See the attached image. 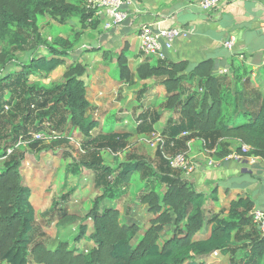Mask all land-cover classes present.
Returning <instances> with one entry per match:
<instances>
[{"label":"trees","instance_id":"trees-1","mask_svg":"<svg viewBox=\"0 0 264 264\" xmlns=\"http://www.w3.org/2000/svg\"><path fill=\"white\" fill-rule=\"evenodd\" d=\"M44 14L57 26L76 16L80 30L72 31L73 39L65 33L44 36L37 25ZM99 23L84 0H0V264H206L214 251L228 255V264H264V234L249 215L253 201L238 196L225 210L205 207V200L218 199L217 189L196 190L169 163L195 140L217 157L227 156L237 141L250 148L245 155L264 158V89L243 66L213 73L211 59L189 68L186 61L140 53L131 70L122 49L116 55L118 79L128 87L142 82L135 93L138 108L132 130L106 131L88 100L87 65L75 48L83 30ZM28 52L27 63L17 59ZM99 56L112 60L108 50ZM59 68L60 79H51ZM156 88L163 89V98L146 106ZM165 114L155 154L131 149L130 137L156 132ZM22 147L61 151L68 176L92 173L97 193L83 215L71 210V188L52 196L50 211L37 221L21 174ZM134 204L146 205L147 224L120 219L119 206L128 215ZM76 222L73 241L91 242L86 252L45 231ZM204 224L211 226L209 235L195 239Z\"/></svg>","mask_w":264,"mask_h":264},{"label":"crops","instance_id":"crops-1","mask_svg":"<svg viewBox=\"0 0 264 264\" xmlns=\"http://www.w3.org/2000/svg\"><path fill=\"white\" fill-rule=\"evenodd\" d=\"M128 1L124 6L127 17L120 25L105 31L100 22L96 29H91L97 36V39H95L96 46L100 48L97 53L99 54L101 50H108L112 56L111 61L113 64L116 63V55L122 49H125L128 58L127 63L131 70L142 60L143 56L139 51L137 34L141 25L153 24L154 28L182 27L186 28L187 32L184 36L176 38L170 49L164 50L166 59L175 62L186 61L189 68L201 61L211 59L214 66L213 73L216 74H221L219 71L222 69L232 71L238 66H243L247 71L246 76L249 75V80L264 89V66L261 65V61L264 59V0H224L222 5L210 11H202L198 5L199 0ZM231 36L234 37V43L232 48L228 49L224 46V42ZM81 51V49L78 50L77 58L87 65V76L91 68L85 59L87 53L82 52L81 54ZM127 52H130V56L127 55ZM151 58L157 60L154 57ZM100 64H107L102 56L94 61L92 68L98 69ZM151 92L156 93V95ZM151 92L144 101L146 106H148L146 104L148 98L159 96L160 101L164 95L162 88L153 89ZM98 94L101 95L102 93ZM87 96L91 104L97 107V112L104 125H109L113 129L115 123L123 124L124 121L120 118L117 121H105L107 113H103L101 109L104 99H98V95L88 92V87ZM164 118L155 126L161 124V128L165 122L163 121ZM120 128L125 127H118L114 130ZM125 129L132 130L131 128ZM231 144L232 146L229 147L231 152L228 155L235 152L239 142L232 141ZM187 154L201 165L191 175L185 176L195 189L205 194H209L214 188L217 189L218 199L216 201L205 200V207L213 206L216 209L225 210L232 199L242 196L249 197L253 201V208L264 210V158L247 155H243L238 159L227 158L226 156L217 157L212 152H207L199 140L190 143ZM208 160H213L214 165L208 166L206 164ZM64 168L63 165V173L65 172ZM86 174V177L82 178L64 176V178L72 177L76 181L75 187L72 188L74 191L71 210L78 212L80 215H83L82 208L86 207L84 201L80 200L79 194H82L84 190H88L86 193L88 195H85V197L86 201L89 202L93 194L97 193L92 186V173L86 170ZM24 183L29 187L27 181L24 180ZM62 187L65 190L71 189V187L66 188L64 185ZM90 205L91 200L90 204L87 205L88 208ZM119 209L120 214L122 213L125 217L122 220L126 222L138 224L133 215L139 209L146 214L143 225L147 224L150 218L144 204L132 205L128 215L124 214V205L119 206ZM77 224L78 222L62 227L52 225L48 229H56L58 235H62L69 233L70 230H75ZM210 230L211 226L204 224L194 238L205 239ZM45 231L47 233V229ZM91 246V242L85 241L79 248L86 252ZM218 256L223 260H227L228 264V255L219 253ZM212 260L213 257L210 255L206 258L207 264H211Z\"/></svg>","mask_w":264,"mask_h":264},{"label":"rangeland","instance_id":"rangeland-1","mask_svg":"<svg viewBox=\"0 0 264 264\" xmlns=\"http://www.w3.org/2000/svg\"><path fill=\"white\" fill-rule=\"evenodd\" d=\"M37 25L40 28L42 35L47 37L65 33L68 34L70 39H73L72 31L80 30V24L76 16L72 17L67 25L57 26L53 24V20L49 18L48 14H44L42 16H38ZM95 39H97L95 32L91 31V29H85L83 30L79 41L76 43L77 46H75V48L78 47L82 50L81 54L82 52L87 53L85 59L88 63V66L91 68V70L89 69V74L85 77L88 92L98 95V99H104L103 103L101 104V109L103 113H107L105 116V121H117L118 118L124 121L123 124L119 122L115 123V127L113 129L118 127L133 129L135 113L137 112L135 110L138 108L137 100L135 99V93L137 89L140 88L142 82L140 81L137 85L132 87L124 86V84L119 82V79H117L118 69L116 64H113L109 57L104 59L107 64H100L98 69H95L94 67L92 68L94 61L99 59V55L104 53V50H101L99 54L97 53L98 49L100 48L96 46L97 43ZM0 46H5V44L0 43ZM29 54L30 53L28 52L17 53L16 55L19 61L27 63ZM106 54L108 55V53ZM127 55L130 56V52H127ZM61 74L62 68H59L53 72L51 79L59 80ZM146 83L151 84L152 80L149 79L146 81ZM98 93L102 94L99 95ZM151 93L156 95L154 92ZM159 99V96H155L150 99L148 98L146 104H156L159 102ZM166 117L167 116H165L164 119H166ZM164 123L162 127L164 126ZM160 125L161 124H157L155 126L156 132L154 133L148 135L133 134L129 139L131 149L152 157L155 154V150L157 148L158 133L162 128H160ZM109 129H111L109 125L104 126V130L107 131ZM22 150L24 151V159L21 166V174L23 181L25 180L27 183H29L28 185L31 190L30 199L36 212L35 217L37 221H40L50 211V198L66 191L65 188L62 187L63 185L66 188L75 187L76 181L72 177L64 178L66 174L65 172L63 173V165L65 167L67 161L62 159L60 155L61 151L34 152L28 150L26 147H22ZM136 179L137 177L135 176V179L133 178L135 183H137ZM46 180L47 182H45ZM87 192L88 190H84L82 194H79L80 200L84 201V206L86 207L82 208L83 213L88 209L87 205L90 204L91 200L90 198L89 202L86 201L85 195H88L86 194ZM94 195L95 193L93 196ZM119 217L121 220L125 218L122 213ZM145 217L146 214L140 209L133 215V218L138 221L140 226H142L143 221L146 220ZM76 232L77 227L75 230H70L69 233L62 235H58V230L56 229H47V234L52 239H67L73 246H76L73 241V237ZM84 242H82V244H84ZM77 247H80V245ZM211 264H227V260H223L221 257L217 256L215 259L213 257Z\"/></svg>","mask_w":264,"mask_h":264},{"label":"built area","instance_id":"built-area-1","mask_svg":"<svg viewBox=\"0 0 264 264\" xmlns=\"http://www.w3.org/2000/svg\"><path fill=\"white\" fill-rule=\"evenodd\" d=\"M128 2V0H84V6L100 19L103 29L108 31L117 27L126 19L127 11L124 6ZM223 3L224 0H199L198 5L202 11H210ZM186 32L187 29L182 27L154 28L153 24H143L139 27L137 33L139 38V51L146 57L165 59L164 50L170 49L174 40L180 36H184ZM233 43L234 37L231 36L224 42V46L231 49ZM261 65L264 66V59L261 61ZM219 73H228V69H222ZM238 147L240 148V152L235 151L226 157L238 159L250 149L243 143L238 144ZM169 163L173 169L180 170L184 176L191 175L201 167L200 163L193 160L186 152L175 154L169 159ZM206 164L213 166L214 161L208 160ZM249 215L259 233L264 234V210L253 208ZM218 255V251H214L211 254L214 258Z\"/></svg>","mask_w":264,"mask_h":264}]
</instances>
